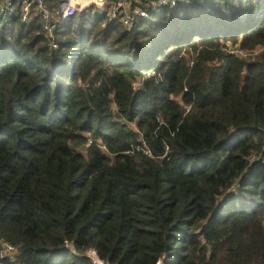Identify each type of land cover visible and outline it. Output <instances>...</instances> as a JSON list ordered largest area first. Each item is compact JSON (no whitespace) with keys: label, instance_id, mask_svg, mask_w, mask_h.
Returning a JSON list of instances; mask_svg holds the SVG:
<instances>
[{"label":"trees","instance_id":"16d2710c","mask_svg":"<svg viewBox=\"0 0 264 264\" xmlns=\"http://www.w3.org/2000/svg\"><path fill=\"white\" fill-rule=\"evenodd\" d=\"M174 1L0 20L2 264H264V0Z\"/></svg>","mask_w":264,"mask_h":264},{"label":"built area","instance_id":"2783aa9c","mask_svg":"<svg viewBox=\"0 0 264 264\" xmlns=\"http://www.w3.org/2000/svg\"><path fill=\"white\" fill-rule=\"evenodd\" d=\"M184 4L189 1L182 0ZM174 0H0V20L17 18L22 24H29L36 20L41 31L49 39L50 48L55 49L56 44L52 40L51 29L59 22H66L77 12L85 8L93 7L97 12H103L109 20L118 21L126 31L130 30L137 21L146 20L151 12L164 7L174 8ZM245 14V13H244ZM243 14V15H244ZM224 51L229 54L243 58L245 55L255 54L260 48L244 52L236 45H225ZM256 51V52H255ZM178 58H185L181 53ZM187 111V108H184ZM133 127V126H132ZM65 248L74 252L71 245L65 243ZM17 254V248L0 239V264L2 262H13ZM88 258L90 264H105L96 256L94 251H87L82 254Z\"/></svg>","mask_w":264,"mask_h":264},{"label":"rangeland","instance_id":"374dc122","mask_svg":"<svg viewBox=\"0 0 264 264\" xmlns=\"http://www.w3.org/2000/svg\"><path fill=\"white\" fill-rule=\"evenodd\" d=\"M179 1V0H178ZM203 1V0H202ZM190 2V1H189ZM188 2V3H189ZM192 2H194V1H192ZM197 2V1H196ZM198 2H200V1H198ZM184 4V3H183ZM187 4V3H186ZM89 8H92L93 10H92V13L94 14V13H96L95 11H98V10H96L95 8H93V7H89ZM100 12V11H99ZM78 13V12H77ZM244 13V12H243ZM242 13V14H243ZM240 15L239 16V20H240V23H239V26H243V25H245L247 22H251L252 21V18H249L248 20L246 19V20H243V19H245V15H246V13L244 14V15ZM256 52V51H255ZM182 54L185 56V58H189V54L187 53V52H182ZM252 55H254V54H249V55H245L243 58H246V57H251Z\"/></svg>","mask_w":264,"mask_h":264},{"label":"water","instance_id":"95a60500","mask_svg":"<svg viewBox=\"0 0 264 264\" xmlns=\"http://www.w3.org/2000/svg\"><path fill=\"white\" fill-rule=\"evenodd\" d=\"M53 30H54V28L51 29V33L53 32ZM157 262H158V260H157ZM156 264H157V263H156Z\"/></svg>","mask_w":264,"mask_h":264}]
</instances>
